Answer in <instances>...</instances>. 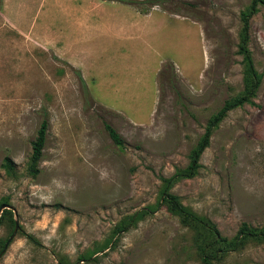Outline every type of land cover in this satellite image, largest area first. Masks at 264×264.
Masks as SVG:
<instances>
[{
	"label": "rangeland",
	"instance_id": "1",
	"mask_svg": "<svg viewBox=\"0 0 264 264\" xmlns=\"http://www.w3.org/2000/svg\"><path fill=\"white\" fill-rule=\"evenodd\" d=\"M69 1L0 0V264H204L195 230L163 203L166 191L223 236L233 238L243 223L264 227V5L250 24L262 76L253 103L231 110L214 130L195 176L167 187L165 179L189 167L211 116L245 87L241 16L252 0H187L192 7L180 5V14L152 8L201 28L205 48L196 28L155 14L134 28L145 38L154 29L149 37L162 62L148 66L133 56L126 66L113 58L118 51H107L104 20L114 4L140 12L139 3ZM46 118L34 175L32 143ZM6 156L15 175L3 167ZM218 262L264 264V241Z\"/></svg>",
	"mask_w": 264,
	"mask_h": 264
},
{
	"label": "trees",
	"instance_id": "2",
	"mask_svg": "<svg viewBox=\"0 0 264 264\" xmlns=\"http://www.w3.org/2000/svg\"><path fill=\"white\" fill-rule=\"evenodd\" d=\"M129 4L139 3V11L147 14L150 13L152 8L161 6L164 10L180 14L179 6H191L192 4L187 0H122ZM260 5H264V0H252L251 4L246 10L242 12V30L241 41L239 44V53L243 56L244 64V89L237 95L227 98L223 105L211 116L208 121V125L203 135L199 138L190 154L189 167L176 173L169 179H165L167 187H171L177 181L183 178H191L196 175L200 168V159L205 149L210 145L211 137L214 130L219 126L228 113L240 107L246 103H253V99L257 95L258 88L262 82V76L258 72L255 66L254 58L249 48L250 40V24L252 17L258 12ZM165 66H169L172 74L174 65L172 62L167 63ZM166 70L161 71V76H165ZM82 84L85 80L79 73ZM173 84V78H169ZM105 128L108 131L110 137L114 143L118 146H122L125 143L124 138L118 132V130L108 122H105ZM49 130V121L44 119L37 131L36 138L32 143V154L28 164V173L37 175L40 173L39 163L44 157V149L47 143V136ZM3 167L11 174H16V168L14 161L9 156L4 158ZM162 201L166 205L167 209L174 215H177L184 226L190 227L195 230V244L196 250L204 264H225L218 262L227 253L235 250H239L250 242H263L264 241V227L255 228L248 223H243L237 234L233 238L223 236L218 227L209 219L199 216L192 210L185 206L180 197L166 191L162 196ZM135 220L133 216L132 221ZM4 243L3 247H5ZM217 261V262H215Z\"/></svg>",
	"mask_w": 264,
	"mask_h": 264
},
{
	"label": "crops",
	"instance_id": "3",
	"mask_svg": "<svg viewBox=\"0 0 264 264\" xmlns=\"http://www.w3.org/2000/svg\"><path fill=\"white\" fill-rule=\"evenodd\" d=\"M80 1H83V6L94 5L95 7H114V12H111L108 16L109 18L107 20H104L108 30H109V43L107 45V51L112 48L118 51L121 55H116L115 60L117 58H120L126 63V66H130V63L128 60L132 56L137 61L138 57L140 58L142 62V66H148L150 61L155 60L154 63H160L162 62L161 59V52L159 51L158 46L155 42L149 37L152 32H154L153 27H147L146 33L148 34V38L141 37L140 34H138V30L135 31L134 28L137 25H140L144 21L151 20L155 17V14H161L162 16H168L170 19H174L176 23L179 25L184 26L186 29L191 30L193 28H196L199 31V34L201 36L202 46L205 48L204 41H203V34L201 28L198 26H195L193 24H189L187 20L180 16V15H170L167 12L159 9H153L148 14H142L140 12L133 11L129 6H119L117 3L111 6H106L104 1H98V0H87L89 3H86L85 0H70L68 4H72L73 6H82V3ZM117 7L123 8V10H116ZM116 12V13H115ZM112 13H114L112 15ZM115 17V18H114ZM114 18V20L112 19ZM89 21L83 20V24L88 26V29H91V25L88 23ZM116 26V30L115 27ZM141 30V29H140ZM114 41V43H113ZM118 47V48H116ZM112 58V59H113ZM173 62L176 66H183V64L180 62V60L177 57H173ZM135 63V62H132ZM136 64V63H135ZM137 65V64H136ZM156 66V65H155Z\"/></svg>",
	"mask_w": 264,
	"mask_h": 264
},
{
	"label": "water",
	"instance_id": "4",
	"mask_svg": "<svg viewBox=\"0 0 264 264\" xmlns=\"http://www.w3.org/2000/svg\"><path fill=\"white\" fill-rule=\"evenodd\" d=\"M4 208H12L10 205H8V204H3L2 205V209H4ZM14 211H15V209H13ZM16 212V211H15ZM19 222H18V220L16 221V226H15V230H14V233L12 234V236H11V238H10V240L17 234V232H18V230H19ZM0 256H1V254H0Z\"/></svg>",
	"mask_w": 264,
	"mask_h": 264
}]
</instances>
